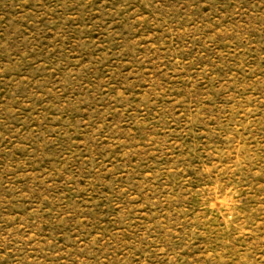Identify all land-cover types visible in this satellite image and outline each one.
<instances>
[{
	"label": "rangeland",
	"instance_id": "obj_1",
	"mask_svg": "<svg viewBox=\"0 0 264 264\" xmlns=\"http://www.w3.org/2000/svg\"><path fill=\"white\" fill-rule=\"evenodd\" d=\"M0 264H264V0H0Z\"/></svg>",
	"mask_w": 264,
	"mask_h": 264
}]
</instances>
